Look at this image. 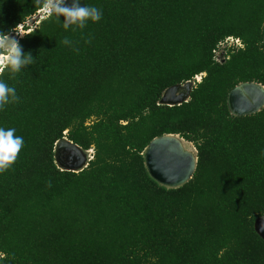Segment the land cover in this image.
<instances>
[{"label": "trees", "instance_id": "16d2710c", "mask_svg": "<svg viewBox=\"0 0 264 264\" xmlns=\"http://www.w3.org/2000/svg\"><path fill=\"white\" fill-rule=\"evenodd\" d=\"M44 2L0 0V32L22 25L14 39L33 57L0 71L18 97L0 108V128L24 138L0 173V264H264L253 228L264 216V107L226 106L239 83L264 86V0H63L103 17L65 30L63 15L43 13L26 25ZM226 37L242 46L218 48ZM192 80L186 102L159 104ZM168 134L197 159L177 188L144 165L149 141ZM63 137L92 149L82 170L57 168Z\"/></svg>", "mask_w": 264, "mask_h": 264}, {"label": "water", "instance_id": "95a60500", "mask_svg": "<svg viewBox=\"0 0 264 264\" xmlns=\"http://www.w3.org/2000/svg\"><path fill=\"white\" fill-rule=\"evenodd\" d=\"M264 44V23H263ZM193 82L166 88L160 99L161 105H179L186 102ZM226 106L232 116H244L264 107V86L255 82H242L227 94ZM178 135H162L149 141L143 151L144 165L149 176L166 188H177L191 179L196 156L185 149ZM89 154L65 137L54 145V162L60 170L77 172L87 166ZM253 228L264 240V216L255 218Z\"/></svg>", "mask_w": 264, "mask_h": 264}, {"label": "clouds", "instance_id": "9594fccd", "mask_svg": "<svg viewBox=\"0 0 264 264\" xmlns=\"http://www.w3.org/2000/svg\"><path fill=\"white\" fill-rule=\"evenodd\" d=\"M62 5L63 0H45L42 10L48 16L55 14L58 18L63 15L65 30L69 28V25H76L77 28L83 29L89 21L96 23L103 17L102 10L95 6L69 8ZM63 43L68 45L71 42L65 39ZM32 61L33 57L30 53L22 55V48L16 39L0 32V71L8 68L14 73L19 72L22 67L30 65ZM17 99L15 88L0 80V108ZM15 132V128H0V173L6 171L15 162L24 145V138L16 136Z\"/></svg>", "mask_w": 264, "mask_h": 264}, {"label": "rangeland", "instance_id": "374dc122", "mask_svg": "<svg viewBox=\"0 0 264 264\" xmlns=\"http://www.w3.org/2000/svg\"><path fill=\"white\" fill-rule=\"evenodd\" d=\"M43 13H45L43 10L36 13L34 16H31L27 21H26V25H28L29 27L36 22V19L38 17H43ZM25 32H27L26 30L23 29L22 25L18 26L14 31H12L9 36L10 38H17L21 35H23ZM67 139V138H66ZM183 145H185V149L188 151H191L192 153L195 154V148L193 147V144L184 141Z\"/></svg>", "mask_w": 264, "mask_h": 264}, {"label": "built area", "instance_id": "2783aa9c", "mask_svg": "<svg viewBox=\"0 0 264 264\" xmlns=\"http://www.w3.org/2000/svg\"><path fill=\"white\" fill-rule=\"evenodd\" d=\"M230 46H234V47H241L242 45H241V42H240V40L239 39H237V38H233V37H226L225 38V40L223 41V42H220L219 44H218V48H222V47H230ZM223 54V53H222ZM214 56H215V58L217 59V60H219L220 58H221V56H220V52L219 51H214ZM201 76H202V74H199V75H196L195 77H194V81H196V82H198V81H200V79H201ZM191 81V82H194V81ZM87 152H88V154H89V159H91L92 158V156H91V153H92V149H89V150H87Z\"/></svg>", "mask_w": 264, "mask_h": 264}, {"label": "bare ground", "instance_id": "6f19581e", "mask_svg": "<svg viewBox=\"0 0 264 264\" xmlns=\"http://www.w3.org/2000/svg\"><path fill=\"white\" fill-rule=\"evenodd\" d=\"M184 147H185V145H184Z\"/></svg>", "mask_w": 264, "mask_h": 264}]
</instances>
